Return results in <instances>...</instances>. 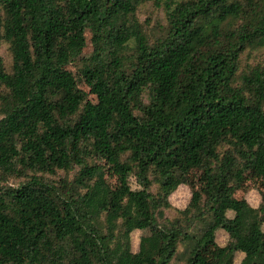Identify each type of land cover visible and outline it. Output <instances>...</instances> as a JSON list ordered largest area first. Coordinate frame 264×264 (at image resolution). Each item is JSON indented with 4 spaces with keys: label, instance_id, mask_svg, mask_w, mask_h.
Returning <instances> with one entry per match:
<instances>
[{
    "label": "trees",
    "instance_id": "1",
    "mask_svg": "<svg viewBox=\"0 0 264 264\" xmlns=\"http://www.w3.org/2000/svg\"><path fill=\"white\" fill-rule=\"evenodd\" d=\"M191 168L206 184L181 210ZM249 171L264 179V0H0V264H264V190L235 197Z\"/></svg>",
    "mask_w": 264,
    "mask_h": 264
},
{
    "label": "rangeland",
    "instance_id": "2",
    "mask_svg": "<svg viewBox=\"0 0 264 264\" xmlns=\"http://www.w3.org/2000/svg\"><path fill=\"white\" fill-rule=\"evenodd\" d=\"M145 18H143L144 20ZM93 33H87V47L85 48L81 59H88L94 56L95 48L91 42ZM3 56L6 58V52L4 48L1 50ZM68 69L74 74L76 82L83 91L87 92L89 95L88 102L91 104L97 103V96L92 94V86L87 81L86 77L75 70L72 66ZM94 165L97 168H101L105 172V178L108 184L114 189L119 188L120 178L115 173L113 167L108 164L107 159L104 155L98 153L94 157ZM206 184V177L204 173L196 168H191L188 170L186 181L181 185L176 192H174L169 200L171 204L181 210H184L189 204L191 197L194 192L203 188ZM131 185L133 189L137 188V184L134 179L131 180ZM264 190V179L259 176L256 172H247L245 174V180L239 191L235 194V197L239 200H246L253 208H258L261 204L260 193ZM216 236L217 245L209 247L203 252V256L206 260L210 262H215L219 255V246H225L229 240L228 235L224 230H220ZM149 230L136 231L132 234V250L134 253L139 250V242L141 236H148ZM243 254L238 253L236 256L235 264H240ZM178 263V262H177ZM180 264V263H178Z\"/></svg>",
    "mask_w": 264,
    "mask_h": 264
}]
</instances>
